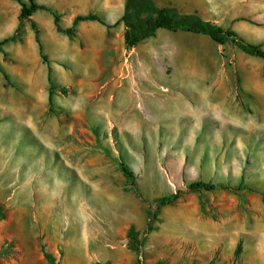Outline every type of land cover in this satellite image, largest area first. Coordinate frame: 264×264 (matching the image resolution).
Returning <instances> with one entry per match:
<instances>
[{"label": "rangeland", "instance_id": "1", "mask_svg": "<svg viewBox=\"0 0 264 264\" xmlns=\"http://www.w3.org/2000/svg\"><path fill=\"white\" fill-rule=\"evenodd\" d=\"M37 1L50 10L21 21V3L0 0V264H250L244 239L264 233V110L250 94L264 59L170 30L128 50L123 22L74 26L89 13L115 23L124 0ZM259 17L247 40L264 49ZM132 105L141 120L127 125ZM236 228L233 249L218 244Z\"/></svg>", "mask_w": 264, "mask_h": 264}, {"label": "trees", "instance_id": "2", "mask_svg": "<svg viewBox=\"0 0 264 264\" xmlns=\"http://www.w3.org/2000/svg\"><path fill=\"white\" fill-rule=\"evenodd\" d=\"M21 5L20 20L32 16L35 12L41 9L50 10L46 5L39 3L37 0H18ZM55 24L60 31L67 34H72L74 27L62 28L60 26V16L53 12ZM96 20L107 26H115L119 22H123L125 26L124 42L126 49H132L144 39L153 37L159 29L170 31H185L194 34H203L209 36L212 40L219 44L232 42L239 46L247 53L256 55L264 59V49L260 44L252 43L245 39L238 31L232 28H226L212 21L203 19L197 12L182 13L174 6H159L155 0H125L123 15L120 20L110 24L104 17L99 14L89 13L77 15L74 19V26L80 21ZM36 29L37 40L42 48L39 38V31L36 24L33 25ZM9 38L0 42V48ZM44 60H47L46 55L42 54ZM8 78V76L6 75ZM121 167L128 177H133V172L127 164L121 163ZM218 187L217 184L207 181H195L189 184L192 190H213ZM179 197V192L170 196H164L159 199L160 203L168 204L175 201ZM96 264H109L97 262Z\"/></svg>", "mask_w": 264, "mask_h": 264}, {"label": "crops", "instance_id": "3", "mask_svg": "<svg viewBox=\"0 0 264 264\" xmlns=\"http://www.w3.org/2000/svg\"><path fill=\"white\" fill-rule=\"evenodd\" d=\"M218 1L219 0H155L156 4L159 6H174L182 13L197 12L205 20L212 21L226 28H232L238 31L244 38L248 40L256 37V41L253 42H259L258 39L261 34L258 32V28L260 25L256 22L263 20V18H260L259 16L264 15V0H222L220 1L221 3ZM218 4L220 5L219 7ZM124 7L125 0L120 6V14H123ZM108 19L111 20V18ZM160 30L166 29H159L158 32ZM140 49L143 51L142 55H139L138 58L141 59V62L144 64V66H141L143 71L140 73L139 81L140 84L144 82V87L146 90L152 91L154 87L152 80L153 73L150 72V75L147 76L149 70V54L147 53L145 46L144 48L143 45L140 46ZM198 78L206 79V77ZM158 84L163 86L162 82H159ZM251 89L252 90L250 94L253 96L252 107L257 111L264 110V89L260 87ZM129 90L130 92L132 91L130 88ZM211 92L216 95V93L213 91L212 85ZM202 93H207V91L202 90ZM139 95L141 98H143L146 96V93L141 92ZM230 97L232 99V96ZM134 106L135 105H132V107L129 109L131 112L130 114H121L120 120H129V123L124 124L131 125L134 120H141V114L134 111V108L136 107ZM178 117L180 118L181 116L178 115ZM172 119L175 120L176 117H173ZM137 125L140 126L139 123ZM237 230L238 229L236 228L234 231L229 232L230 237H225V240H219L218 244H224L228 249H233L234 245H236V234L239 233ZM254 233L253 234L256 237H246V239H244V251H246L244 253L249 256L250 264H264V233L261 235L257 234L256 232ZM218 238H220V236Z\"/></svg>", "mask_w": 264, "mask_h": 264}, {"label": "bare ground", "instance_id": "4", "mask_svg": "<svg viewBox=\"0 0 264 264\" xmlns=\"http://www.w3.org/2000/svg\"><path fill=\"white\" fill-rule=\"evenodd\" d=\"M0 22H2V21H0ZM41 135V134H40ZM40 198V197H39Z\"/></svg>", "mask_w": 264, "mask_h": 264}]
</instances>
